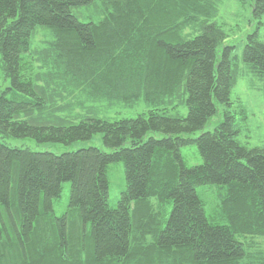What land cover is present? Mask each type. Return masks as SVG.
<instances>
[{
  "label": "trees",
  "instance_id": "trees-1",
  "mask_svg": "<svg viewBox=\"0 0 264 264\" xmlns=\"http://www.w3.org/2000/svg\"><path fill=\"white\" fill-rule=\"evenodd\" d=\"M222 1L0 0V264H264V144L240 140L230 97L238 78L264 95V0L239 53L214 20ZM139 102L135 117L108 116ZM96 134L103 148L62 153L6 140Z\"/></svg>",
  "mask_w": 264,
  "mask_h": 264
},
{
  "label": "rangeland",
  "instance_id": "rangeland-1",
  "mask_svg": "<svg viewBox=\"0 0 264 264\" xmlns=\"http://www.w3.org/2000/svg\"><path fill=\"white\" fill-rule=\"evenodd\" d=\"M251 0H223L219 5L218 15L214 19L223 25L228 37L223 44H235L238 53L244 44L245 37L248 33L256 29L257 23L252 19ZM264 21V16L262 17ZM260 34L264 38V24H259ZM8 81L1 80L0 74V90L7 85ZM230 97L239 103L246 113L243 119L240 115V123L242 126L240 140L247 142L249 146H260L264 144V95L261 90L252 88L246 78H238L235 86L232 88ZM133 106L119 105L113 113H109V117H135L138 113L145 110L146 105L139 102L132 104ZM185 112V110H183ZM222 114V107L219 106V112L206 125L204 129L211 130L219 121ZM198 132L196 133V135ZM7 142L11 146L28 147L32 150L44 151L48 150L54 153H62L65 151L76 150L86 146L102 147L101 135L96 134L91 139L74 141L70 144L61 143H38L34 139L11 138L8 137ZM182 153L186 158L188 165H194L201 162V159L194 145H190L182 149ZM107 174L109 179V204L114 206L117 202L121 190L124 188V171L121 161L108 165ZM69 183H63L61 196L55 201L56 210L64 208L69 197ZM199 196L205 201L208 211L214 208L219 202L218 190L216 187L205 186L198 188ZM258 242L264 244V237H256Z\"/></svg>",
  "mask_w": 264,
  "mask_h": 264
}]
</instances>
